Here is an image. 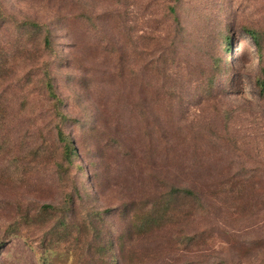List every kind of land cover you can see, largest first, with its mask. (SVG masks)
<instances>
[{
    "label": "rangeland",
    "instance_id": "rangeland-1",
    "mask_svg": "<svg viewBox=\"0 0 264 264\" xmlns=\"http://www.w3.org/2000/svg\"><path fill=\"white\" fill-rule=\"evenodd\" d=\"M160 1L0 0V264H264L258 193L222 186L264 174V0L174 1L176 28ZM171 186L203 210L129 241Z\"/></svg>",
    "mask_w": 264,
    "mask_h": 264
},
{
    "label": "trees",
    "instance_id": "trees-1",
    "mask_svg": "<svg viewBox=\"0 0 264 264\" xmlns=\"http://www.w3.org/2000/svg\"><path fill=\"white\" fill-rule=\"evenodd\" d=\"M121 1V0H118ZM178 0H162L160 1V13L163 15L165 19H168L174 24V27L180 25L179 18L176 12V6L173 3ZM121 18L122 14L118 15ZM66 21V20H64ZM33 24V23H32ZM33 26L38 27L36 23ZM40 28V27H39ZM248 34L255 41L256 46L259 49V39L258 35L253 30H247ZM51 34L49 31L46 32V36L44 39V43L46 46L50 43ZM226 48L229 49V37H225ZM260 76L257 79V85H259L260 89L264 91V67L260 70ZM45 86L48 92L49 97L57 101L53 86L49 80L45 81ZM58 108L55 106V110ZM58 141L63 144V149L65 153L66 160L69 164H72L71 154L76 152L75 148L69 146L65 142V138L62 133L58 132ZM260 172V171H259ZM260 175H249L247 172H243L240 176H236L233 178H229L227 183H223L224 191L227 190L226 184L231 185V194L236 195L240 199L253 198L252 192L258 193L256 198L260 201L258 204H263L264 208V174L262 172ZM249 175V176H248ZM249 199V200H250ZM251 202H249L250 204ZM129 209L131 208L135 214L130 216L129 225L127 229V237L129 241H133L134 239H141L152 233L154 230H161L167 226H173L179 224L181 221L190 218L193 214L196 216L203 210L204 203L201 199V196L196 193L194 190H190L188 188H179L176 186H171L164 192H161V195L153 198L151 201H145L142 203H131L129 205ZM250 208H245L248 211ZM50 211H55V208L52 206H42L40 210H38V214L35 217H39L42 214L47 215ZM23 224H29L31 219L34 221L32 216L26 214H22ZM62 225L64 222H61ZM20 225L22 223L20 222ZM65 225V224H64ZM194 241V239H193ZM257 247H264V239L254 242Z\"/></svg>",
    "mask_w": 264,
    "mask_h": 264
}]
</instances>
